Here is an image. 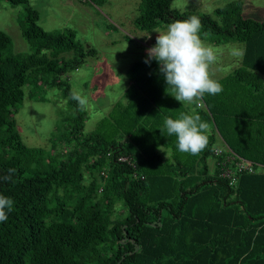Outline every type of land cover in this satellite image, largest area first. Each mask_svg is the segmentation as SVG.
<instances>
[{"label": "trees", "instance_id": "16d2710c", "mask_svg": "<svg viewBox=\"0 0 264 264\" xmlns=\"http://www.w3.org/2000/svg\"><path fill=\"white\" fill-rule=\"evenodd\" d=\"M7 1L25 3L21 34L32 50L5 52L10 40L0 30V194L14 201L0 222V264H264V19L242 17L241 1L214 9L219 24L206 13H179L171 0H140L133 20L140 30L197 16L200 35L209 33L215 45L243 44L240 64L218 80L223 91L205 94L196 111L211 130L207 148L191 155L178 151L175 136L161 134L167 112L156 126L144 112L159 96L147 77L159 67L155 59L144 62L141 76L126 72L128 101L114 102L82 132L86 112L61 77L93 50L72 32L40 27L27 0ZM51 86L69 105L59 154L55 143L51 151L26 146L13 118L24 97L37 99ZM214 131L225 147L209 173ZM151 139L171 147V165L156 156ZM230 155L263 168L228 185L218 169Z\"/></svg>", "mask_w": 264, "mask_h": 264}, {"label": "rangeland", "instance_id": "374dc122", "mask_svg": "<svg viewBox=\"0 0 264 264\" xmlns=\"http://www.w3.org/2000/svg\"><path fill=\"white\" fill-rule=\"evenodd\" d=\"M236 1H241L242 17L257 21L264 19V0H171L170 7L179 13L186 10L206 13L221 24V17L213 13L214 9ZM139 3L140 0H27V5L36 12V22L40 27L47 31L72 32L74 41L85 49L93 50L74 70L61 77L71 93L82 90L88 98V106L83 110L86 112L84 133L96 127L112 102L128 101L123 95L130 83L125 74L133 71L140 75L145 71L146 50L154 45L152 39H156L149 34L165 27L150 31L138 29L133 20L139 13ZM24 5L0 0V30L10 40L5 50L7 53L27 54L32 50L21 34ZM208 34L200 35L201 39L219 52L223 49L219 62L211 68L213 76L223 78L239 63L229 55V46L243 49V44L226 41L215 45ZM68 109L67 99L62 97L61 89L56 86L38 91L37 99L24 97L13 115L21 141L26 146L42 147L46 151H51L55 143L52 153L59 154L65 149L58 138L59 133L67 129L63 117ZM117 207L121 210L119 205Z\"/></svg>", "mask_w": 264, "mask_h": 264}, {"label": "clouds", "instance_id": "9594fccd", "mask_svg": "<svg viewBox=\"0 0 264 264\" xmlns=\"http://www.w3.org/2000/svg\"><path fill=\"white\" fill-rule=\"evenodd\" d=\"M202 23L199 17L190 16L187 19H176L169 23L166 30H155L158 33L156 42L148 48L145 63L155 59L159 71L166 82V92L177 101L196 104L205 94L217 95L223 91L222 85L213 78L211 68L219 62L221 53L201 39ZM229 55L242 58L244 50L229 46ZM71 99L77 102L81 110L88 106V98L81 91L70 93ZM161 134L175 136L179 152L199 155L209 144V124L202 120L199 114L180 112L176 118L163 117ZM4 179H11V173ZM12 198L0 194V222L8 219V213L13 210Z\"/></svg>", "mask_w": 264, "mask_h": 264}, {"label": "crops", "instance_id": "0c3cea01", "mask_svg": "<svg viewBox=\"0 0 264 264\" xmlns=\"http://www.w3.org/2000/svg\"><path fill=\"white\" fill-rule=\"evenodd\" d=\"M156 28H158V27H156ZM163 28L165 29V27H161L160 30H163ZM149 36L150 37L157 36V32H155L154 34L151 33V34H149ZM155 42H156V39H152L151 43L152 44H155ZM140 44L141 45H144L145 43L144 42H141ZM220 52L223 53V49ZM236 60L239 63L237 65H235L234 67H237L240 64L241 58H239V59L236 58ZM145 72L147 73V71H145ZM151 72H152L151 75L147 76L148 77V82H149V79L155 81V83H154V85H152V88L151 89H156L157 90L156 93L158 92L159 93V96H158V98L156 99L155 102L149 100L147 109L146 110L143 109V111L145 110L144 111L145 114L149 118H151L152 121H154V125H155L156 122L160 123L161 120L163 121V117L160 120V117H161L160 114L163 115V113H166L167 112L168 113L167 114L168 116H171L173 118H176L180 112L192 113L194 111L196 113V111H198L199 108H201V107L204 106L203 99L200 101L202 103L201 106H197L196 104H188V103H182L181 104L172 95H170V94H168L166 92L167 85H166L165 79L163 77V74H161L160 71H159V67L154 68L153 70H151ZM125 76H126V74H125ZM213 78L216 79V80L221 79V77L220 78H217L215 76H213ZM129 82L130 83H129L128 86H130V84H132V80H129ZM148 85H149V83H147V86ZM137 92H139V93L141 92L140 88H138V91ZM118 101H121V99L118 100ZM125 101H121V102H125ZM113 104H114V102H112L111 105L108 107V109L105 110L104 116L107 115L109 109L111 108V106ZM145 114H140L139 117L145 116ZM160 127H162V126H160ZM210 130L211 129L209 128V132H210ZM156 132H157V129H156ZM214 135H215V139H214V143H213V146H212L213 147L212 148L213 149V152H214V150H220V149H222V148L225 147V145H223L222 140H221V137L219 136V134H218L217 131H214ZM155 139H156V136H155ZM151 140L153 142H149L148 145H150L151 143L153 144V147H154L153 148V152L156 153V156H159L161 159L168 160V163L171 165L172 162H173V160H172L173 158L171 156V154H172L171 147L168 144H166L165 141L164 142H161V141L154 140V139H151ZM159 140H160V138H159ZM123 141L125 142V139H123ZM213 152H212V155L210 154V156L207 157V159L205 160V164H206V166L208 168L209 173L213 172L214 165H215L214 157H216V155H218V154H214Z\"/></svg>", "mask_w": 264, "mask_h": 264}, {"label": "built area", "instance_id": "2783aa9c", "mask_svg": "<svg viewBox=\"0 0 264 264\" xmlns=\"http://www.w3.org/2000/svg\"><path fill=\"white\" fill-rule=\"evenodd\" d=\"M201 106V102H198ZM220 150H214V154H218ZM120 161H127L129 164L133 165L126 156H120L118 158ZM260 168L261 165H253L249 160L240 158L234 155L227 156L221 163L218 169V176L227 180L228 185H232L235 181L236 175L239 173H255Z\"/></svg>", "mask_w": 264, "mask_h": 264}]
</instances>
